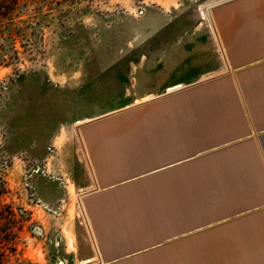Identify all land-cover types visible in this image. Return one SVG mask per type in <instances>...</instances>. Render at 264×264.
Instances as JSON below:
<instances>
[{
	"label": "rangeland",
	"instance_id": "1",
	"mask_svg": "<svg viewBox=\"0 0 264 264\" xmlns=\"http://www.w3.org/2000/svg\"><path fill=\"white\" fill-rule=\"evenodd\" d=\"M217 1L21 0L12 19L0 22L6 53L0 56V264L97 263L82 203L94 179L81 135L85 145H97L107 132L104 144L133 149L122 163L144 167L156 161L157 131L170 128L165 117L173 105L154 103L145 115H130L137 109L88 130L82 126L224 72L225 54L206 10ZM236 13H220L225 29ZM215 165L228 178L238 176L231 159ZM189 183L183 176L182 202L131 203L135 213L143 211L138 221L151 243L173 233L177 218L184 225L193 212L202 214L191 209L189 193L214 191L199 184L197 192ZM150 189L158 195L157 186ZM173 250L168 245L156 258L131 264H188Z\"/></svg>",
	"mask_w": 264,
	"mask_h": 264
},
{
	"label": "crops",
	"instance_id": "2",
	"mask_svg": "<svg viewBox=\"0 0 264 264\" xmlns=\"http://www.w3.org/2000/svg\"><path fill=\"white\" fill-rule=\"evenodd\" d=\"M212 9L226 58L224 72L82 126L88 130L137 109L142 111L130 115H145L154 103L173 105L165 117L170 128L163 125L157 131L156 161L144 167L122 163L133 149L104 144L107 132L97 145H85L80 133L94 179L82 203L96 244V264L156 258L155 251L160 254L168 245H174L172 255L178 262L188 264H264V0H226ZM233 9L237 16L225 29L218 16ZM84 137L88 140V131ZM228 159L238 171L233 179L224 175L222 165L214 166ZM201 170L205 177L200 179ZM183 176L189 177L191 189L197 191L200 184L214 192L189 193L191 209L200 208L202 214L193 212L184 225L177 218L173 233L151 243L138 221L143 211L135 213L131 203L141 207V202L154 200L182 202ZM151 183L158 195L151 193ZM172 186L177 193L167 194Z\"/></svg>",
	"mask_w": 264,
	"mask_h": 264
},
{
	"label": "trees",
	"instance_id": "3",
	"mask_svg": "<svg viewBox=\"0 0 264 264\" xmlns=\"http://www.w3.org/2000/svg\"><path fill=\"white\" fill-rule=\"evenodd\" d=\"M21 0H0V22L3 20H9L12 19V14L16 6L20 3ZM11 35V34H10ZM13 38V36H12ZM0 49H2L1 44H0ZM12 52H15V49L11 46L9 48ZM5 50L2 49L0 51V56L1 58H4Z\"/></svg>",
	"mask_w": 264,
	"mask_h": 264
},
{
	"label": "water",
	"instance_id": "4",
	"mask_svg": "<svg viewBox=\"0 0 264 264\" xmlns=\"http://www.w3.org/2000/svg\"><path fill=\"white\" fill-rule=\"evenodd\" d=\"M224 1H226V0H220V1H217V2H215V3H213V4H210V5L207 6V8H206V10H207V12H208V15H209V16H208V17H209V23H210L211 27L213 28V31H214V34H215V37H216L217 41H219V38H218V35H217V31H216V29H215V25H214V23H213V19H212L211 13H210V9H212L215 5H217V4L221 3V2H224ZM219 43H220V42H219ZM220 46H221V44H220ZM81 126H82V125H81ZM82 150H83V153H84V155H85V160L87 161V164H88V167H89V171H90L91 175L93 176V172H92V169H91V166H90V162H89V159H88L87 153H86V151H85V147H82ZM87 228H88V230H89L90 238H91V240L93 241V243L95 244V241H94V239H93V236H92V233H91V230H90L89 225H88Z\"/></svg>",
	"mask_w": 264,
	"mask_h": 264
},
{
	"label": "bare ground",
	"instance_id": "5",
	"mask_svg": "<svg viewBox=\"0 0 264 264\" xmlns=\"http://www.w3.org/2000/svg\"><path fill=\"white\" fill-rule=\"evenodd\" d=\"M207 15H208V13H207Z\"/></svg>",
	"mask_w": 264,
	"mask_h": 264
}]
</instances>
